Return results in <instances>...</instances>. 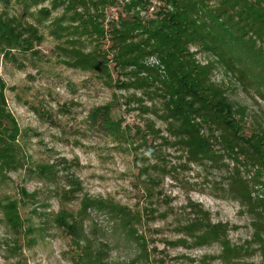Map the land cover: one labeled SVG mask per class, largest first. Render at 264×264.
I'll return each mask as SVG.
<instances>
[{"label": "rangeland", "instance_id": "rangeland-1", "mask_svg": "<svg viewBox=\"0 0 264 264\" xmlns=\"http://www.w3.org/2000/svg\"><path fill=\"white\" fill-rule=\"evenodd\" d=\"M68 1L40 0L36 5L0 0V17L15 22L22 42L18 49L0 47V90L14 120L10 130L18 129L16 156L9 153L11 164L0 170V203L16 202L23 227L11 228L0 211V264H87L74 237L56 223L62 213L76 214L85 197L113 202L141 217L135 224L139 240L127 236L107 212L92 209L80 220L79 238L90 240L87 245L92 243L106 264H262L253 218L229 195L236 169L242 179H249L257 168L236 164L214 139L218 158L192 161L181 143L185 138L176 136L173 122L166 120L170 97L159 91L158 82L168 80V73L147 45L158 0L129 12L124 6L131 0H108L113 9L108 6L100 10L103 15H95L106 35L100 40L80 35L81 25L71 20L75 12L64 15ZM42 9L48 17L40 14ZM78 13L88 19L81 9ZM120 15L140 20L146 29L139 28L117 46L111 30ZM130 42L145 43L141 50L149 53L144 50L139 63L154 75L141 73L132 63L115 69V62L125 61L121 50ZM100 51L108 60L94 55ZM191 51L202 64L212 62V81L264 129V100L257 89L244 88L210 52L197 47ZM78 53L91 54L102 65L97 70L79 67L74 59ZM146 77L153 79L152 85L136 89V80ZM108 106L109 121L120 123V132L103 124ZM196 123L201 136L211 135L208 124ZM52 176L55 183L48 179ZM255 190L253 196L264 198L263 186ZM64 193L71 202L64 201ZM195 218L227 224L230 245L249 247V252L230 263L221 243L195 245L183 234Z\"/></svg>", "mask_w": 264, "mask_h": 264}, {"label": "trees", "instance_id": "trees-1", "mask_svg": "<svg viewBox=\"0 0 264 264\" xmlns=\"http://www.w3.org/2000/svg\"><path fill=\"white\" fill-rule=\"evenodd\" d=\"M30 1L36 5L40 2V0ZM151 1L153 0H131V3L124 8L129 12L137 6L147 7ZM158 2L160 4L155 13L156 18L150 24L147 34V40L153 41L154 44L151 45L149 42L147 45L149 52L157 53L168 73V80L161 79L158 82L159 91L170 97L167 104L169 118L167 116L166 120L173 122L170 126L176 136L185 138L181 143L192 157V161L218 158L215 157L216 152L212 148L211 140L214 139L220 143L224 153L237 162L236 164L242 165L241 167L245 169L257 168L249 179L244 177L242 179L239 169H236V173L231 178L229 195L239 201L253 218L254 240L264 264V198L253 196L256 192L255 187H264L263 125L257 120L248 118L246 107L235 108L229 101L226 90L212 81V62L202 64L191 51V47H197L210 52L217 62L237 77L244 88H256L260 99L264 100V0H158ZM112 5L114 4L109 3L108 0H69L64 15L71 11L75 12L71 20L81 25L80 35L85 37L89 35L96 40L105 39L106 35L100 27H97L95 15H103L100 14V10L108 6L113 9ZM79 9L84 11L88 19L85 20L84 16L78 13ZM40 14L48 17L49 12L47 9H42ZM133 19L135 21H132ZM133 19L120 15V20L112 21L115 26L111 33L114 40L118 41L117 46L122 43L121 40L127 41L131 38L139 28H145L143 22ZM80 28L73 29L78 31ZM32 34L36 36L37 30L33 29ZM20 44L22 42L15 22L0 17V47L18 49L22 47ZM142 44L145 45L142 42L141 44L130 42L122 48L125 61L123 64L115 62V69L118 70L121 65L132 63L131 66L139 69L141 73H147V76L154 75L152 69L144 68L145 66L139 63L145 50H141ZM104 54L100 51L94 55L108 60ZM74 57L75 63L86 70H97L102 65V62L99 63L97 57L91 54L78 53ZM152 83L153 79L146 77L137 79L133 85L137 87L136 89L143 90ZM1 91L0 146L6 145L7 148L0 149V170L11 164L16 156L13 143L17 139L18 132L17 128H14V131L10 130L14 120L7 111L6 100ZM110 110L111 107L108 106L103 124L115 132H120V123L109 121ZM198 119L210 126L206 130L211 134L210 136H201L200 126L196 123ZM5 129L8 131H4ZM215 132H220V135L216 137ZM9 153L14 156L12 159ZM40 169L41 174L45 175V171L41 167ZM54 177L48 179L55 183ZM23 193L27 195L26 192ZM62 195L67 199L64 200L62 197L64 201L71 202L67 197L68 193ZM80 206L76 214H60L56 223L59 228L74 237V244L82 253L81 260L85 259L87 264H106L103 254L94 251L92 243L87 245L90 240L79 238L80 220L85 219L88 211L92 209L107 212L127 236L136 235L134 239L139 240L135 224H139L141 217L133 214L129 208L91 197L83 198ZM0 211L11 228L17 231L23 228L15 201H9L6 205L0 203ZM199 212L207 216L202 209ZM204 221L195 218L184 227L183 234L195 245L221 243L224 260L230 263L249 252V247L242 249L230 245L226 238L227 224H211L210 221L208 223Z\"/></svg>", "mask_w": 264, "mask_h": 264}]
</instances>
